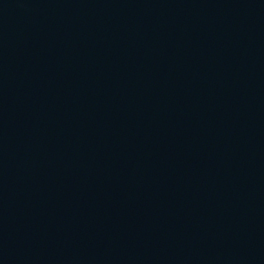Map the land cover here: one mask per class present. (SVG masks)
Here are the masks:
<instances>
[{"label": "water", "instance_id": "water-1", "mask_svg": "<svg viewBox=\"0 0 264 264\" xmlns=\"http://www.w3.org/2000/svg\"><path fill=\"white\" fill-rule=\"evenodd\" d=\"M0 264H264V0H0Z\"/></svg>", "mask_w": 264, "mask_h": 264}]
</instances>
